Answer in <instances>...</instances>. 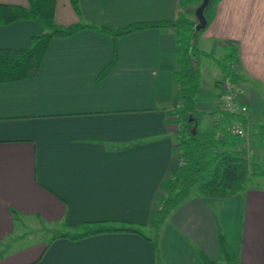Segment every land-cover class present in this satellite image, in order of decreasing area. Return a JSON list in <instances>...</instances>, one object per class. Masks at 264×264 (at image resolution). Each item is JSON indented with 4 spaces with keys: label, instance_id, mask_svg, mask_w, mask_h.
<instances>
[{
    "label": "crops",
    "instance_id": "crops-1",
    "mask_svg": "<svg viewBox=\"0 0 264 264\" xmlns=\"http://www.w3.org/2000/svg\"><path fill=\"white\" fill-rule=\"evenodd\" d=\"M0 4L26 7L27 0ZM78 6L77 15L68 0H55L54 22L109 29L169 22L178 0H78ZM41 32L30 20L0 25V50H26ZM113 43L88 27L52 38L32 77L0 83V264H205L199 252L221 261L220 240L234 264H264V173L249 175L244 189L226 198L189 191L154 245L148 222L178 165L175 35L162 27L118 37L114 63L98 79ZM195 46L204 53L199 129L209 130L218 82L228 78L221 64L235 63L250 155L263 170L264 0H218ZM202 58L214 63L210 89L202 85ZM83 223L141 226L143 234L60 236Z\"/></svg>",
    "mask_w": 264,
    "mask_h": 264
},
{
    "label": "trees",
    "instance_id": "trees-1",
    "mask_svg": "<svg viewBox=\"0 0 264 264\" xmlns=\"http://www.w3.org/2000/svg\"><path fill=\"white\" fill-rule=\"evenodd\" d=\"M218 0H209L204 17L206 25L213 16V6ZM72 10L78 15V0H68ZM199 4L200 0H178L177 16L169 22L134 24L120 29L94 27L92 25L60 26L54 22L55 0H27V6L0 4V25L19 20H30L42 27V32L31 38V46L22 51L0 50V83L32 77L41 63L48 43L52 38L68 37L85 27L110 35L113 40L112 59L98 79L102 78L113 65L116 50L115 40L125 34L145 28L171 27L175 35V80L176 106L171 109L173 121L177 129L175 140V158L177 168L167 181L166 197L154 212L148 226L153 229L151 240L155 245L160 225L166 221L170 212L187 196L190 189L196 186L199 196L204 198H226L241 192L249 175L264 173L260 165L254 161L242 146V141L224 132L223 127L229 117L209 130H200L199 115L196 114L195 101L198 92V65L204 55L195 46V39L200 33H194V21L183 9L189 5ZM228 55H232L229 53ZM233 63V62H232ZM235 65V63H234ZM229 66V65H228ZM221 64L228 79L237 83L233 68ZM235 68V67H234ZM217 83V82H216ZM220 135L216 136V132ZM139 227L127 224L111 226L102 223H83L74 232H66L61 237L79 239L104 232L128 231L143 234ZM221 261H209L201 252L200 259L205 264H234L225 252L222 241Z\"/></svg>",
    "mask_w": 264,
    "mask_h": 264
},
{
    "label": "built area",
    "instance_id": "built-area-1",
    "mask_svg": "<svg viewBox=\"0 0 264 264\" xmlns=\"http://www.w3.org/2000/svg\"><path fill=\"white\" fill-rule=\"evenodd\" d=\"M234 68V63L228 64ZM242 89L238 83L224 78L218 82L217 108L211 117V124L221 121L224 116L229 117L228 123L223 127L224 132L229 136H234L242 141V146L249 153L250 141L248 136V108L242 101ZM216 136L220 133L217 131Z\"/></svg>",
    "mask_w": 264,
    "mask_h": 264
},
{
    "label": "rangeland",
    "instance_id": "rangeland-1",
    "mask_svg": "<svg viewBox=\"0 0 264 264\" xmlns=\"http://www.w3.org/2000/svg\"><path fill=\"white\" fill-rule=\"evenodd\" d=\"M198 4L197 3H194V5L189 9V11L187 12V15L190 19H192L194 22H195V19L193 17V8L196 7ZM202 60V63H201V66H200V72H201V81H202V85L203 87L205 88H208L210 89L211 87H213V80H211V76L209 74V72H211V64H214L212 63L213 61H211L210 59H201ZM200 128L202 129H205L203 127V124L200 125ZM251 146V145H250ZM251 150V148H250ZM250 150H249V154H250ZM263 166L262 164V160H261V164H260V167ZM263 168V167H262ZM190 191H196V186L192 187V189Z\"/></svg>",
    "mask_w": 264,
    "mask_h": 264
},
{
    "label": "water",
    "instance_id": "water-1",
    "mask_svg": "<svg viewBox=\"0 0 264 264\" xmlns=\"http://www.w3.org/2000/svg\"><path fill=\"white\" fill-rule=\"evenodd\" d=\"M209 0H200V3L193 9V17L195 23L193 25L194 33L202 31L206 26V19L204 17V10Z\"/></svg>",
    "mask_w": 264,
    "mask_h": 264
}]
</instances>
